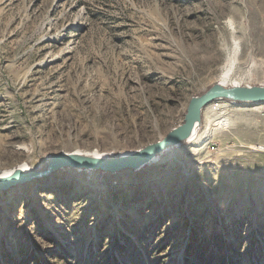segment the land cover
I'll list each match as a JSON object with an SVG mask.
<instances>
[{
  "label": "rangeland",
  "instance_id": "374dc122",
  "mask_svg": "<svg viewBox=\"0 0 264 264\" xmlns=\"http://www.w3.org/2000/svg\"><path fill=\"white\" fill-rule=\"evenodd\" d=\"M233 41L264 86V0H0V172L157 142ZM228 104L200 150L1 193L0 264H264V105Z\"/></svg>",
  "mask_w": 264,
  "mask_h": 264
},
{
  "label": "water",
  "instance_id": "95a60500",
  "mask_svg": "<svg viewBox=\"0 0 264 264\" xmlns=\"http://www.w3.org/2000/svg\"><path fill=\"white\" fill-rule=\"evenodd\" d=\"M219 101L235 105H264V86L224 87L215 83L203 94L191 98L184 117L178 127L165 137L136 150L101 153V155L61 152L50 155L40 166L26 171L21 167L0 172V194L29 185L33 181L51 176L63 170H75L101 175H118L125 171L140 172L170 150L186 144L193 137L197 125L203 122L205 110ZM7 175H3L5 172Z\"/></svg>",
  "mask_w": 264,
  "mask_h": 264
},
{
  "label": "bare ground",
  "instance_id": "6f19581e",
  "mask_svg": "<svg viewBox=\"0 0 264 264\" xmlns=\"http://www.w3.org/2000/svg\"><path fill=\"white\" fill-rule=\"evenodd\" d=\"M239 53H240V44L238 41H233L232 50L228 54L227 58L225 59L223 65L221 67L219 76H218L219 83L224 87L238 86V85H240L239 83H241L243 80H245V78H248V79L251 78L253 73H254L252 70H250V67H249V69H247L248 68L247 67L245 69V71L243 72V75H240V73L243 71V69H241L239 67V64H238ZM233 105H235V104H233ZM229 107H230V105L227 102H224V103L223 102H221V103L217 102L205 110V115H208L209 112L212 114H215V113L223 114ZM261 108L262 107H255L254 110H258ZM225 121L226 120L222 121L221 125H225L226 124ZM202 127H203L202 123L201 124L199 123L197 125L196 131H195L193 137L191 138V140L189 142L186 143V144H189V146L187 145L188 148L193 147L192 151L200 150L204 144V142H203L204 136L202 137V133H204V132L207 133L208 127H206V126H204L203 128ZM76 152H77V154H86V155L91 154V155H95V156L101 155V153H99L97 151L91 152V151H87V150H76ZM162 160L163 159L161 157H159L158 159L154 160L150 165L159 164V162L161 163ZM17 167H21V169L26 170V171L33 169V167L29 164L28 165L21 164V165H18ZM65 172L68 173L67 177L72 176L74 174L81 173V172H78L75 170H65ZM74 172H76V173H74ZM7 174H9L8 171L5 172L3 175H7ZM93 174H95V173L86 174V179H90ZM24 186H27V185H24Z\"/></svg>",
  "mask_w": 264,
  "mask_h": 264
}]
</instances>
